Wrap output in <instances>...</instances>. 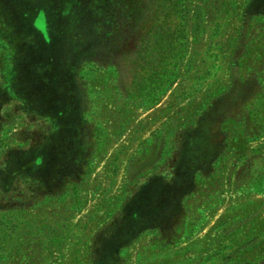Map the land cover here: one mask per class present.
Listing matches in <instances>:
<instances>
[{"label": "rangeland", "instance_id": "1", "mask_svg": "<svg viewBox=\"0 0 264 264\" xmlns=\"http://www.w3.org/2000/svg\"><path fill=\"white\" fill-rule=\"evenodd\" d=\"M130 7L129 0H0V159L13 160L11 169L26 176L27 160L21 159H37L32 154L44 146L48 168L72 164L83 172L53 189L47 186V194L27 192L22 181L11 190L16 196L3 192L0 264H101L104 231L117 224L128 238L113 249L123 252L125 264H170L172 241L166 236L208 227L195 215L190 230L179 213L165 225L147 220L132 236L127 231L146 221L132 206L140 185L174 165L167 160L177 149L172 133L162 135L166 127L160 126L198 120L203 93L229 79L230 45L238 38L264 43V34L258 35L264 20H246L248 28L240 34L238 0H186V52L176 65L175 94L169 86L149 102L145 87H136L143 80L133 79L130 60L123 59L135 41L137 12ZM222 87L216 90L222 98L214 121L235 126V107L248 108L250 100L238 97L237 83L228 93ZM53 123L56 130L48 132ZM258 169H264V161ZM213 225L209 233L220 232ZM161 233L166 236L160 244L167 246L154 241ZM211 245L213 252L221 244Z\"/></svg>", "mask_w": 264, "mask_h": 264}, {"label": "crops", "instance_id": "2", "mask_svg": "<svg viewBox=\"0 0 264 264\" xmlns=\"http://www.w3.org/2000/svg\"><path fill=\"white\" fill-rule=\"evenodd\" d=\"M236 13L241 34L248 28L244 24L246 20H264V0H238ZM260 29L258 35L264 34V27ZM241 40L238 38L234 45H224H230L229 51L233 54H227L229 79L218 89L223 86V91L228 93L237 83L238 97L250 100V107L243 105L239 110L240 105L236 106L234 113L239 115L236 127L223 126L214 121L222 94L218 95V89H211L203 93L198 120L191 118L183 123L162 124L160 128L166 129L164 134L160 133L167 135L170 129L173 146L177 148L175 156L166 158L174 165L167 170L168 173L159 169L158 173L147 178L140 185L135 204H132L142 211L146 221L130 225L127 231L131 236L137 228L146 226L147 220L150 224L156 222L162 226L167 224L168 218L179 217L182 213L181 220L188 223L191 230V226H196V216H203L204 224H208L207 228L200 229L203 231L155 235L158 245L163 237L171 238L165 240L172 241L170 264H264V169H258L260 162L264 161V120L261 118L264 114V43L251 44ZM174 82L168 90L172 94H175ZM26 95L31 97L29 93ZM42 100L44 103L45 98ZM243 146L249 148V152L241 151ZM231 149L232 155L228 153ZM128 207L132 209L131 205ZM132 216L135 218L136 213ZM213 224L220 227V232L209 233ZM121 226L127 227V224ZM119 227L117 224L109 230L107 225L104 231L106 237L105 240L102 237L101 242L105 250L104 254L102 252L104 261L99 259L101 264L126 263L123 252L115 253L113 249L128 238L126 233L121 234ZM232 228L234 233L228 232L233 231ZM215 237L219 238L213 239ZM214 242L221 245L212 252L210 246Z\"/></svg>", "mask_w": 264, "mask_h": 264}, {"label": "trees", "instance_id": "3", "mask_svg": "<svg viewBox=\"0 0 264 264\" xmlns=\"http://www.w3.org/2000/svg\"><path fill=\"white\" fill-rule=\"evenodd\" d=\"M129 1H131L132 7L128 9H131L132 12H137L134 14L137 17V22H134L133 30L135 32V41L131 42L132 48L124 51L125 57L123 59L130 60L128 64L129 66L131 65L133 79H136L138 84H142L139 81L142 82L143 80V84L136 85V87L144 86L145 95L150 100L149 102H153L163 96L167 88L175 81L177 76L176 65L186 52V0ZM151 82L155 83L154 87L150 86ZM56 128V123H53L49 127L48 132H54ZM40 151L41 154L38 153ZM34 154H38L37 159L36 157L33 159H30V157L21 159L22 161L27 160L26 176H21L20 174L23 173L11 169L10 164L13 160L5 162L0 159V170L2 172L0 174L1 199L4 191L14 194L15 191L11 190L15 189L14 184L20 181H22L26 191L29 188L28 190L31 192L32 190L46 192L48 190L47 186H50L49 190L53 189L59 183H68L73 175L79 176L83 173L81 166V169L75 168L73 170L72 164L71 168L65 167L54 171L48 168L46 164L48 155L44 146L37 153H33L32 156ZM7 158L9 157L5 156V159ZM72 162L74 161L70 160V163ZM5 167H7V172L3 173V168ZM15 196L13 199L18 202L19 199H15ZM1 208L2 206L0 210ZM155 239L154 241L159 243Z\"/></svg>", "mask_w": 264, "mask_h": 264}]
</instances>
